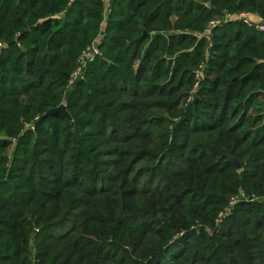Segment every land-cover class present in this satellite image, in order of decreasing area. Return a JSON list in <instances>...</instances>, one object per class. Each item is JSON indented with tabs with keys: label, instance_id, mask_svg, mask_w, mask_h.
Masks as SVG:
<instances>
[{
	"label": "trees",
	"instance_id": "obj_1",
	"mask_svg": "<svg viewBox=\"0 0 264 264\" xmlns=\"http://www.w3.org/2000/svg\"><path fill=\"white\" fill-rule=\"evenodd\" d=\"M106 1L0 0V264H264V0Z\"/></svg>",
	"mask_w": 264,
	"mask_h": 264
},
{
	"label": "built area",
	"instance_id": "obj_2",
	"mask_svg": "<svg viewBox=\"0 0 264 264\" xmlns=\"http://www.w3.org/2000/svg\"><path fill=\"white\" fill-rule=\"evenodd\" d=\"M106 4H107V10H108L109 0L106 1ZM233 20L243 21L250 28H253L259 31L260 33L264 34V18L259 16L258 14H253L251 12H244V13L235 14V15H227L224 21L213 22L210 26V30H208V32L206 33L207 40L210 41V34L217 26H220L223 23H227ZM100 41L101 39L95 42L91 47H89L83 53L82 57L79 60L77 69L71 76V79L69 81V86H73V84L85 73L89 62L93 61L97 56L101 55L98 49V45L100 44ZM199 75H200V72L197 73L198 77ZM242 202H264V197L259 198V197H256L255 195L249 197L244 191H241L237 196H235L231 200L229 207L226 208L224 212L220 214L217 220L218 229H221L223 220L226 219L229 215H231L233 209L239 203H242Z\"/></svg>",
	"mask_w": 264,
	"mask_h": 264
},
{
	"label": "water",
	"instance_id": "obj_3",
	"mask_svg": "<svg viewBox=\"0 0 264 264\" xmlns=\"http://www.w3.org/2000/svg\"><path fill=\"white\" fill-rule=\"evenodd\" d=\"M56 112H64L66 113V107L64 105H62L61 107H59L58 109H54V110H50L47 115H45V117H50L52 116L54 113ZM233 163L235 164L236 168L238 170H242L243 169V165L238 163L236 160H233Z\"/></svg>",
	"mask_w": 264,
	"mask_h": 264
}]
</instances>
